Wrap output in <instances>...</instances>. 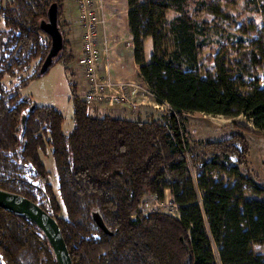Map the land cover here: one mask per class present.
Masks as SVG:
<instances>
[{
	"label": "trees",
	"instance_id": "1",
	"mask_svg": "<svg viewBox=\"0 0 264 264\" xmlns=\"http://www.w3.org/2000/svg\"><path fill=\"white\" fill-rule=\"evenodd\" d=\"M66 1L0 0L5 23L0 77L29 72L14 93L0 88V188L30 198L57 220L73 264H264V255L254 250L255 243L264 244V200L247 197L264 198V180L242 171L249 163L247 138L233 133L194 149L184 114H245L264 135L263 28L244 20L235 39L211 59L212 69L205 70L201 36L211 24L203 15L221 17L225 6L241 0H128L140 73L172 109L131 118L113 109L99 112L73 82L75 126L65 133L61 111L35 104L18 89L56 62L70 68L74 61L66 36ZM52 3L64 45L42 72L52 43L42 25ZM148 39L153 42L149 59ZM49 151L57 190L42 158ZM153 185L161 199L171 190L177 215L144 209ZM94 211L112 235L98 226ZM0 264L57 261L35 222L0 207Z\"/></svg>",
	"mask_w": 264,
	"mask_h": 264
},
{
	"label": "rangeland",
	"instance_id": "2",
	"mask_svg": "<svg viewBox=\"0 0 264 264\" xmlns=\"http://www.w3.org/2000/svg\"><path fill=\"white\" fill-rule=\"evenodd\" d=\"M105 1V11L108 13L110 23H108V25H113L114 22V29L120 33V36H118L113 32L108 31L114 40V49L117 50L118 45L120 44V37H126V10L127 8H130L129 1ZM224 11L225 13L221 17L213 15H203L202 17L211 24L209 33L201 36L200 61L203 64V69L205 70L212 69L211 59L215 57L218 52H220L226 42L235 39V36L239 34L236 28L244 20L253 21L264 30V0H250V2L241 0L235 4L225 6ZM4 28V20L0 17V29ZM146 46V56L147 59H149L153 51V42L151 39H148ZM110 61L111 64H113L110 66L109 70L111 69L113 76L114 60L112 57L110 58ZM28 73V71H24L15 75L5 74L3 77H0L1 92L14 93L17 91L16 88L20 79L26 77ZM130 78L138 84H144L143 79L137 73H133ZM113 79L118 81L117 78ZM73 82V72L70 68H67L63 62L59 61L50 66L46 73L29 79L25 86L19 85L18 90L22 96L30 98L37 105L53 106L61 111L65 117L63 131L65 133H70L75 126ZM127 97L137 103L135 109L131 107L129 102H126V105H113L109 102H105L102 103L99 108L109 110L114 107H124L126 110H129V114H124V116H128L130 118L137 116L139 112L144 114L146 111H152L155 113L162 111V109H155L150 104L152 99H145L143 97V91H136L134 87H132V90H128ZM184 114L186 117L185 127L189 131V142L191 147L194 149L199 148L200 144L205 141L220 140L231 136L233 133L243 134L247 138L250 154L248 166L243 168L242 171L244 175L256 177L258 180H264V135H262V130L255 127L252 119L248 115L241 114L235 117H228L221 114L214 115L199 111H185ZM234 124L247 126L253 130V133H245L238 127H235ZM42 158L46 168L50 172V180L55 190H57V172L54 158L50 151L46 154L42 153ZM190 174L194 183H196L197 172L192 169ZM154 188V185L148 187V196L146 198L144 209L147 211L163 210L177 215L178 204H175L173 201L171 190L166 189L164 191V198L161 199L158 197L159 194L154 190ZM197 195L198 201L201 202L202 192L200 189L197 190ZM247 197L248 199L259 198L264 200V198L253 194L248 195ZM254 250L256 253L264 255V244L255 243ZM214 253L218 257V251L215 245ZM217 260L220 263L219 258Z\"/></svg>",
	"mask_w": 264,
	"mask_h": 264
},
{
	"label": "built area",
	"instance_id": "3",
	"mask_svg": "<svg viewBox=\"0 0 264 264\" xmlns=\"http://www.w3.org/2000/svg\"><path fill=\"white\" fill-rule=\"evenodd\" d=\"M76 2L84 27L83 54L78 58L77 64L85 70L90 81V89L84 94L83 100L89 105H101L105 102L126 105V102H129L135 109L137 103L127 97L128 90L134 87L136 91H143L145 99H152L150 104L155 109H172V106L167 101L161 100L145 81L142 85L133 80L121 82L114 80L109 72L105 75L101 73V63L105 60L108 69L114 52V40L107 30L109 19L105 11L106 1L76 0Z\"/></svg>",
	"mask_w": 264,
	"mask_h": 264
},
{
	"label": "water",
	"instance_id": "4",
	"mask_svg": "<svg viewBox=\"0 0 264 264\" xmlns=\"http://www.w3.org/2000/svg\"><path fill=\"white\" fill-rule=\"evenodd\" d=\"M42 27L49 33L52 40L49 53L41 68V71L44 72L53 63L54 58L60 53L64 45L63 36L58 26L56 3L50 5L47 11V20L43 22ZM25 119L26 116L23 117V122H25ZM0 207L35 222L46 235L55 254L57 264H73L72 256L59 223L41 205L24 195L0 188ZM93 217L98 226L107 234H113L99 212L94 211Z\"/></svg>",
	"mask_w": 264,
	"mask_h": 264
},
{
	"label": "crops",
	"instance_id": "5",
	"mask_svg": "<svg viewBox=\"0 0 264 264\" xmlns=\"http://www.w3.org/2000/svg\"><path fill=\"white\" fill-rule=\"evenodd\" d=\"M128 12L129 8H127L126 10V37H120V44L118 45L117 50L114 49V52L111 56L114 60L113 78H117L118 81L121 82L132 81L130 77L133 73H137L143 79L140 73V65L136 62L134 56L133 35L128 24ZM64 19L68 24L66 36L70 42L74 54V61L70 64V70L74 74V83L77 84L78 93L83 98L84 94L90 89V81L86 76L85 70L82 67H79L77 64L78 58L83 54L84 27L81 21L79 7L75 0L66 1L64 7ZM107 30L120 36V33H118L117 30L114 29V22L113 25L107 26ZM109 68L107 69L105 61L101 63V73L103 75L107 74L108 72L112 74L111 69L109 70ZM143 81L145 80L143 79ZM99 106L100 105H97V107ZM97 110H99V112L106 111L105 108H99ZM113 110L119 115H124L127 113L129 114V110H126V108L124 107H114Z\"/></svg>",
	"mask_w": 264,
	"mask_h": 264
}]
</instances>
